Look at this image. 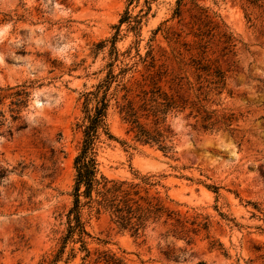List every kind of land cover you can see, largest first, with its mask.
Segmentation results:
<instances>
[{
    "label": "rangeland",
    "instance_id": "374dc122",
    "mask_svg": "<svg viewBox=\"0 0 264 264\" xmlns=\"http://www.w3.org/2000/svg\"><path fill=\"white\" fill-rule=\"evenodd\" d=\"M126 13L131 22L120 25ZM224 34L235 48L225 49ZM203 57L226 74L207 105L236 116L231 131L205 132L188 112L170 115L174 152L164 153L135 141L112 101L116 138L102 135L98 151L108 179L158 181L152 192L197 220L192 243L159 223L139 236L86 210L90 253L81 252L65 238L84 95L112 63L132 86L158 69L196 82L193 61ZM24 84L20 120L15 98L0 105V264H264V0H0V88Z\"/></svg>",
    "mask_w": 264,
    "mask_h": 264
},
{
    "label": "trees",
    "instance_id": "16d2710c",
    "mask_svg": "<svg viewBox=\"0 0 264 264\" xmlns=\"http://www.w3.org/2000/svg\"><path fill=\"white\" fill-rule=\"evenodd\" d=\"M127 20H130L128 13L121 19L120 25L131 22ZM223 37L228 45L225 49L236 47L233 37L226 34ZM193 63L197 73L196 82L188 79L184 81L183 77L167 80V73L158 69L149 71L146 76L142 75V79L136 80L134 86L123 82L126 71L121 69L120 73H114L112 69L115 64L112 63L111 70L102 84H99L95 91L84 95V141L74 161V200L68 214L69 228L65 238H75L81 244V252L83 247L84 251L90 253L85 239L91 235L86 229L87 222L83 220L86 210L89 211L88 215L100 216L107 213L118 228L139 236L143 235L150 225L159 223L168 229L167 236L173 235L189 244L192 243L197 233L196 227L199 225L197 220L182 216L181 212L168 207L158 193H153L152 189L159 185L158 181L146 176L120 181L108 179L101 174L98 151L102 135L108 139L116 138L111 135L108 125V110L112 101L120 108L122 120L128 125V133L133 135L134 140L143 145H156L164 153L174 152L171 143L172 130L167 121L170 115L188 112L187 117L193 119L195 126L205 132H217L224 127L231 131L238 122L236 116L218 114L207 105L210 92L221 94L227 86L225 72L216 66V63H211L210 60L208 62L205 57ZM152 64L150 68L154 69L156 66ZM114 84L117 86L112 92ZM29 89L26 84L0 88V105L8 98L16 99L12 102V105L18 107L17 116L13 117L16 122L20 120V110L27 106ZM10 90L15 92L3 95ZM92 102H95V106L89 109ZM4 123L5 120L0 121V128ZM22 129L24 126L18 127L16 131ZM14 133L11 129L8 131L9 136ZM197 264L205 263L200 261Z\"/></svg>",
    "mask_w": 264,
    "mask_h": 264
}]
</instances>
